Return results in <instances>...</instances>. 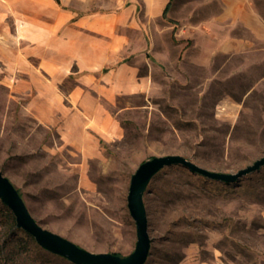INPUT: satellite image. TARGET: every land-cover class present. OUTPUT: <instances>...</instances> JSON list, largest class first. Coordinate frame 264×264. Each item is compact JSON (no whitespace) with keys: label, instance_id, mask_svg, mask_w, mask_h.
<instances>
[{"label":"rangeland","instance_id":"rangeland-1","mask_svg":"<svg viewBox=\"0 0 264 264\" xmlns=\"http://www.w3.org/2000/svg\"><path fill=\"white\" fill-rule=\"evenodd\" d=\"M252 3L264 19V0ZM234 33L246 41L143 48L133 61L151 86L104 100L121 132L108 141L85 133L98 141L90 155L38 117L35 83L26 72L10 75L0 58V170L32 216L91 251L126 256L137 241L127 196L141 161L181 154L236 172L264 155V36ZM142 198L150 237L143 264H264V163L234 180L165 165ZM0 264L76 263L40 245L0 198Z\"/></svg>","mask_w":264,"mask_h":264},{"label":"crops","instance_id":"crops-1","mask_svg":"<svg viewBox=\"0 0 264 264\" xmlns=\"http://www.w3.org/2000/svg\"><path fill=\"white\" fill-rule=\"evenodd\" d=\"M264 36L252 0H0V58L36 85L38 117L85 155L121 125L104 102L147 91L136 61L157 42H242ZM158 59V54H154ZM161 60V59H160ZM60 80L73 81L61 87ZM76 137V138H75Z\"/></svg>","mask_w":264,"mask_h":264},{"label":"water","instance_id":"water-1","mask_svg":"<svg viewBox=\"0 0 264 264\" xmlns=\"http://www.w3.org/2000/svg\"><path fill=\"white\" fill-rule=\"evenodd\" d=\"M181 163L194 171L210 177L234 180L257 169L264 163V155L236 172L210 170L181 154L154 155L139 163L131 175L128 191V207L136 222L137 241L134 250L126 256L113 251H91L71 239L43 227L30 213L13 182L0 170V198L13 211L16 223L32 234L46 249L69 258L76 264H143L149 254L150 237L147 230V215L143 204V192L152 176L163 166Z\"/></svg>","mask_w":264,"mask_h":264}]
</instances>
